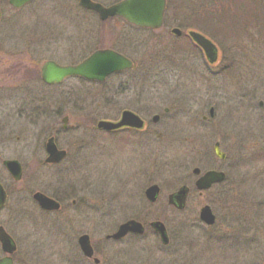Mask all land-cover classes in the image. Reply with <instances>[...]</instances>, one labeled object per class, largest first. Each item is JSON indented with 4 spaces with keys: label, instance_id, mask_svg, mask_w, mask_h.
<instances>
[{
    "label": "flooded vegetation",
    "instance_id": "af4514ba",
    "mask_svg": "<svg viewBox=\"0 0 264 264\" xmlns=\"http://www.w3.org/2000/svg\"><path fill=\"white\" fill-rule=\"evenodd\" d=\"M6 1L13 9H21L14 8L8 3V0ZM92 1L106 7L120 0ZM4 2L5 0H0V6ZM170 4V0H165L161 26L149 28L128 23L119 16L100 19L96 12L82 7L78 0L80 9L94 14L95 18L69 19V23L64 26L70 33L69 37L67 35L66 37L70 39L68 43L66 41L68 49L61 51L63 56L54 58L51 54L39 64L36 58L39 53L37 50H33L36 53L31 55L28 53L30 50H18L14 53L9 50H0V64H3V67L0 68V80H4L3 84H6L2 89H20L19 83L22 80H35L44 88L53 90L49 101L44 97L42 100L41 98L38 101L35 100L36 103L40 102L41 106L47 101L48 103L43 107L32 111L26 109L27 113H23L26 117L44 115V119H52L51 124L41 131L44 138L42 156L33 161L38 168L52 169V181H40L43 182V186L18 185L24 173L22 163L16 159L20 165L21 177L19 180H15L3 165L6 159L1 160L2 169L7 175L8 181L0 179V184L6 193V201L0 209V215L4 213L0 227L9 236L13 246L10 251H6L0 243V259H4L5 264H55V260L53 261L52 258L48 261L43 257V254H39L42 248H50L44 244L46 242L53 243L58 238H60V243L64 244L63 238L67 235L70 238L73 219L91 217L96 218V223L104 226L105 233L95 239L86 231L74 233L73 242L71 240V245L74 247V258L71 259L70 264H101L98 255L103 250V246L123 243L122 241H128L130 250H127V253L132 257L139 250L138 239L146 236L156 239L158 248L164 249V252L169 255L168 257H172L176 250L180 249V244L171 242V235L164 222L167 214L185 213L192 193H196L198 197L203 196L205 192L229 181L230 176H233L230 174L234 169L233 161L230 163V160L234 158L231 155L234 150L236 151L235 144H240L239 147L243 149L248 147L246 145L248 137L246 136H250V121L256 117L252 113L253 100L256 95L262 97L257 101L260 114L257 118L264 121V81L258 86L252 87L245 79L246 72L250 73V69H259L249 65L251 57L260 59L261 69H264V52L260 49L257 54H254L256 51L250 47V36L247 34L252 27L247 28L244 25L237 31H232L225 40L228 42V49H223L218 40L220 38L218 27L214 23L209 27L207 24L199 22L198 15L192 16V8H187V2L182 4L181 12L183 16L185 15L182 18L183 26L174 23L173 19L170 20L167 15ZM213 4L215 3L212 2ZM190 18L194 19L190 20ZM83 23L87 26L86 28L83 27ZM124 26L133 31L148 32L146 36L155 40H160L161 34L166 29L165 35L170 34L179 38L171 51L172 56L179 53L181 55L184 53L182 57L193 56V63L186 61L180 66V74L184 76L182 77L184 83L179 86L184 89V92L178 94L179 98H169L173 102H178L179 106L175 108L165 106L162 108V113L157 111L159 103L156 100L160 99L151 97L150 91H153L155 85L159 84V86L163 85L162 88L168 92L170 85L168 87L167 84L172 78L174 67L165 73L164 77L168 79V82H155V78L151 77L148 72L138 74L135 71L132 57L124 50V46H126L124 42L122 43ZM173 28H177L180 33H173ZM255 28L257 29L256 26ZM191 31L200 33L213 43L216 48L214 61L211 62L206 57L204 50L192 39L189 34ZM259 31V39L262 42L264 40L262 29ZM71 34L74 36L73 38ZM47 38V41H51L53 37L48 36ZM32 41L34 45L37 44L34 40ZM56 42L59 44L60 41L56 39ZM25 45L26 43H21L20 46L25 47ZM103 49L113 50L125 56L132 62L131 67L111 72L101 80L78 74L66 75L58 82L53 83L42 80L41 71L46 62H52L58 66H75L95 51ZM220 74L226 77L225 82H222L223 87H219L217 81ZM140 76H142L141 82L138 81ZM12 78L17 82H14ZM145 79L147 81L142 82ZM220 88H223V91L229 96L222 109L218 103ZM178 92L172 93L173 97H176ZM214 96L216 98H213ZM151 103L157 104L158 107L153 110L154 106L151 108ZM24 104L26 105V103ZM94 107L98 108L96 110L100 114L103 112L102 114L105 115L99 119L92 117L91 112L96 111L93 110ZM108 109L113 110V114ZM124 112H130L136 117H129V122L119 124L124 118ZM139 120L141 126H136ZM102 122L117 126H110L111 128L100 126ZM161 124L162 129L155 131L156 126L159 127ZM92 128L93 133L91 132ZM94 135L98 136V144L93 139ZM163 135V144L170 155L168 158L180 161L179 165L174 170L172 169L173 174H179V179H177L179 182L173 185L150 182L154 181L148 167L150 160L152 164L154 161L152 154L155 138L160 139ZM71 138L76 139L71 142ZM48 142L54 146L51 152ZM251 154H253V161H264V147ZM96 163L98 164L97 174ZM169 171L171 170L169 169ZM212 171L222 174L220 182H214L206 189H198L195 182ZM111 172H115V176L108 178L107 175ZM107 180L110 181L109 185H105ZM118 181H128L126 188H121V183L119 184ZM155 184L158 186V192L156 198L150 200L146 191ZM19 187L26 191L38 209L37 217L33 212L35 222L32 224L35 231L27 232L25 226L20 227V232L24 231V239L29 240L28 244L32 248L25 247L22 239L15 234V230L18 228L15 224H23V221H26V216L31 217L29 212H17L16 210L12 216L14 218L12 222L10 211L6 210L12 191ZM91 187L92 192H90ZM182 187L187 190V193L184 203L179 207L175 193ZM124 190H126L125 194H123ZM102 192L103 198H107L108 201L113 200L116 204L98 207L96 205L97 198L92 200L90 197L98 196ZM36 193L45 196L54 203L47 206L46 204L41 205L34 198ZM162 194L164 196L160 203ZM171 195L172 198H170ZM159 205L160 207L156 208ZM203 206H209L214 216L212 224H207L200 219L199 214ZM152 213L156 216L149 220ZM5 214L7 219H5ZM118 216L123 219L116 223L112 219ZM56 217H68L67 231H64L65 227L62 222L58 223L53 220ZM97 218L102 219L100 221ZM198 220L205 227L213 228L217 222V216L209 204L203 203L199 205ZM129 221L139 223L140 231H127L123 236L114 238L113 235L120 225ZM155 222L162 223L166 242H163L158 226L154 225ZM37 223L43 225L37 226ZM47 224H49V230L44 234ZM28 227L30 228V226ZM49 233L51 238L46 235ZM84 237H87L92 249L91 256L85 255L82 251L80 240ZM38 245L39 248H37ZM75 256L79 258H75ZM133 262H135L134 259L120 264H133Z\"/></svg>",
    "mask_w": 264,
    "mask_h": 264
},
{
    "label": "rangeland",
    "instance_id": "374dc122",
    "mask_svg": "<svg viewBox=\"0 0 264 264\" xmlns=\"http://www.w3.org/2000/svg\"><path fill=\"white\" fill-rule=\"evenodd\" d=\"M107 1L112 0H105V2ZM170 2L167 15L170 20L173 19L174 23L183 26L182 18L185 15L183 16L181 12L183 10L182 4L187 2V8H192V16L198 15L197 19L199 22L207 24L209 27L214 23L218 27V34L220 35L218 40L223 49H228V42L225 41L226 36L228 37L232 31H237L245 25L247 28L252 27L249 34H247V36H250V43H247L250 44L252 50L256 51L254 54H257L260 49L264 52V40L261 42L258 35L259 30L262 29L264 36V0H242L238 2L234 0L231 4L229 1L219 0L218 3L213 5L212 0H170ZM0 9V50H9L13 53L18 50H30L28 52L30 55L36 53L33 50H37L39 53H37L38 56L36 58L39 64L51 54L54 58L56 56H63L61 55V51L68 49L66 41L68 43L70 38H67L66 35L68 36L70 33H68L64 25L69 23L70 18H95L94 14L80 9L78 0H33L20 10L13 9L5 1L1 4ZM192 19L194 18H190V20ZM83 27L86 28L87 26L83 23ZM165 31L166 29L161 34L160 40L146 36L148 32L133 31L125 26L122 33V43L124 42L126 45L124 46V50L132 57L135 71L138 74L148 72L151 77L155 78V82H168V79L164 77L165 73L174 67L172 78L169 80V84H167L168 87L170 85L169 89L167 88L168 92L162 88L163 85L159 86V84L155 85L152 89L153 91H150L151 97H158L160 99H155L159 103V109L157 110L159 113H162V108L165 106H170L171 108L179 106L178 102H173L169 98H177L178 94L180 95L184 92V89H181L179 86V84L184 83V79L182 78L184 76L180 74V66L186 61L193 63L194 59L193 56L188 55L187 57H182L184 53L172 56L171 51L174 49L173 46L179 38L170 34L165 35ZM208 33L211 32L208 31ZM20 36L21 38H19ZM48 36L53 37L51 41H47ZM54 38L60 41L59 44H57L56 39L54 44ZM27 40L29 41L27 42ZM32 40L37 44L34 45ZM154 40L155 42H153ZM21 43H26L25 47L20 46ZM259 61L260 59L251 57L249 65L251 67H258L259 69H250V73L248 71L245 75L246 82H249L252 87L258 86L259 83L264 81V69H261ZM2 67L3 64H0V68ZM225 79L224 75H218L217 81L219 87L224 86L222 82H225ZM12 80L17 82L14 78ZM141 80L142 76L138 77V81L141 82ZM146 81L147 79L142 82ZM3 83L4 80L1 79L0 179L8 181L7 175H5L2 169L1 160L11 158L19 160L23 165L24 173L18 185L23 184L26 187H32L33 185L43 186V182L40 181H52V169L38 168L33 161L42 156V142L44 138L41 131L51 124L52 119H44V115L26 117L23 113H27L26 109L32 111L43 107L50 100L53 90L44 88L35 80H22L19 83L20 89L7 88L8 90H4L2 88L6 84ZM24 87L26 88L21 89ZM177 91H179L177 96L173 97L172 93H176ZM42 97L47 99V101L44 100L43 106H41L40 102H35V100L38 101L40 98L42 100ZM227 97H229L227 93L223 91V88H220L218 90L220 109L226 103ZM213 98L216 97L214 96ZM261 98L260 95H256L253 100L252 113L256 117L250 121V136H246L248 137L246 140L248 147L243 149L239 147L240 144H235L236 151L234 150L232 155L230 154L234 157L230 160V163L232 161L234 163V169L230 173L233 176H230V180L205 192L203 196L198 197L196 193H192L185 213L167 214L164 222L171 235V242L173 244H180V249L176 250L172 257H168L169 255L164 252V249L158 248L156 239L146 236L138 239L137 246H139V250L135 254L132 253L134 255L132 257L127 253V250H130L128 241H122L123 243L118 244H105L102 248L103 250L98 255L101 259V264H120L132 259L135 261L133 264H264V161H253V154H251L264 147V121L257 118L260 115L257 101ZM33 102L35 104H32ZM150 105L151 108L154 106L153 110L158 107L157 104L153 105L151 103ZM134 106L137 107V105ZM96 109L98 108L94 107L93 110ZM38 111L40 112V110ZM96 111L91 112L92 117L99 119L105 115L102 114L103 112L100 114L98 110ZM109 111L113 114V110ZM19 113H22V115H19ZM156 129H162V124L159 127L156 126L155 131ZM93 137L94 141L98 144V136L94 135ZM74 139L76 138H71V142ZM163 139L164 135L160 139L155 138L152 154L154 161L152 164L150 160L148 167L154 181L150 182L173 185L179 182L177 181L179 174H173L172 172L179 165L180 161L168 158L170 155L167 153L165 144H163ZM166 160L168 161L166 162ZM95 171L97 174V163ZM107 176L108 178H113L115 172H111ZM118 183H121V188H126L128 181H118ZM109 184L110 181L107 180L105 185ZM90 189V192H92V187ZM125 193L126 190L123 191V194ZM102 195L103 192L98 196L93 195L90 198L92 200L97 198L96 205L101 208L103 206L106 207V204L109 206L116 204L113 200L108 201L107 198H103ZM163 196L162 194V198L159 200L160 203ZM203 203L209 204L217 216V222L213 228L205 227L198 220L199 205ZM159 207L160 205L156 208ZM6 210L10 211L12 222L14 221L12 216L16 210L17 212H29L31 217L26 216V225L24 221L23 224H15L16 227L18 226L15 234L18 238L22 239L25 247L32 248L28 244L29 240L24 239V231L20 232V227L25 226L27 232L35 231L32 224L35 222L33 212H35V217H37L38 209L22 187L12 191ZM3 216L4 213L0 215V222L3 220ZM154 216L156 215L152 213L149 220L152 217L154 218ZM5 219H7L6 214ZM67 219L68 217H56L53 220H56L58 223L62 222L65 231L68 226ZM97 219L101 221L102 218ZM122 219L123 217L118 216L112 220L117 223ZM18 220L21 221L20 218ZM73 220L70 238H68V235L65 236L63 238L64 244L60 243V238L54 240L53 243L46 242L44 244V246L50 248H42L39 254H43L46 260L49 261L52 258L53 261L55 260V264H70L71 259L74 258V247L71 245L74 233L86 231L93 239L101 237L105 233L103 231L104 226L96 223V218L94 217L76 218ZM38 225L43 224L37 223ZM48 225L44 234L49 230ZM46 235L48 238H51L50 233ZM46 235L44 236L46 237ZM216 235H220L221 237L215 238L214 236ZM39 247L38 245L37 248ZM75 258L79 257L75 256Z\"/></svg>",
    "mask_w": 264,
    "mask_h": 264
},
{
    "label": "water",
    "instance_id": "95a60500",
    "mask_svg": "<svg viewBox=\"0 0 264 264\" xmlns=\"http://www.w3.org/2000/svg\"><path fill=\"white\" fill-rule=\"evenodd\" d=\"M31 0H8V3L15 8H20L27 4ZM82 7L91 9L98 14L100 19H105L110 16H120L131 24L140 27L158 28L162 24L165 0H120L112 5L103 6L98 2L92 0H79ZM172 32L179 34L180 31L177 28L172 29ZM190 36L193 40L204 50L206 57L212 62L216 59V48L213 43L205 38L200 33L191 31ZM131 61L123 55L109 50L103 49L92 53L81 63L75 66H58L52 62H46L42 68L41 76L42 80L47 83L58 82L61 78L66 75L78 74L91 79H103L107 74L113 71H119L125 68L131 67ZM124 118L119 124H126L129 122L131 117H136L130 112L123 113ZM130 117V118H129ZM117 126L115 124H109L102 122L100 126ZM136 126H141V121L136 123ZM111 128V127H110ZM50 146V152L54 149L53 144L48 142ZM52 147V148H51ZM219 156L220 153H218ZM5 168L8 170L10 175L18 180L21 177V169L18 161L16 160H4ZM222 174L217 172H208L201 180L196 181V187L198 189H206L214 182H220ZM218 180V181H215ZM158 192V186L152 185L146 191L147 196L150 200L156 198ZM187 190L182 187L175 193V199L182 206L185 200ZM34 198L41 205L54 203L50 199L46 198L41 194H34ZM172 198V195L170 196ZM6 201V193L0 184V208ZM200 219L207 224H212L214 216L211 213L209 206H203L200 210ZM154 225L158 226V230L161 234L163 242H166V236L164 234V227L162 223L155 222ZM140 224L134 221L123 223L118 228L117 232L113 235L114 238L123 236L127 231H140ZM0 243L4 250L10 251L13 246L9 236L5 233L4 229L0 227ZM82 251L87 256L92 255V249L88 243L87 237L80 240ZM0 264H5L4 259H0Z\"/></svg>",
    "mask_w": 264,
    "mask_h": 264
},
{
    "label": "trees",
    "instance_id": "16d2710c",
    "mask_svg": "<svg viewBox=\"0 0 264 264\" xmlns=\"http://www.w3.org/2000/svg\"><path fill=\"white\" fill-rule=\"evenodd\" d=\"M5 1H6V0H5ZM213 1H215V2H213ZM218 1H219V0H212L213 3H218ZM221 1H224V0H221ZM226 1H229L230 4H231V2H234V0H226ZM238 1H242V0H237V2H238ZM220 3H222V2H220Z\"/></svg>",
    "mask_w": 264,
    "mask_h": 264
}]
</instances>
